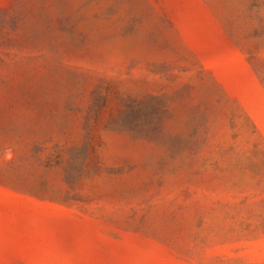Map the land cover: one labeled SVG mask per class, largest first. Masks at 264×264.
<instances>
[{
	"label": "rangeland",
	"instance_id": "rangeland-1",
	"mask_svg": "<svg viewBox=\"0 0 264 264\" xmlns=\"http://www.w3.org/2000/svg\"><path fill=\"white\" fill-rule=\"evenodd\" d=\"M0 264H264V0H0Z\"/></svg>",
	"mask_w": 264,
	"mask_h": 264
}]
</instances>
